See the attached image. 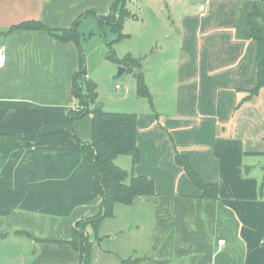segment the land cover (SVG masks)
Here are the masks:
<instances>
[{"label":"crops","instance_id":"1","mask_svg":"<svg viewBox=\"0 0 264 264\" xmlns=\"http://www.w3.org/2000/svg\"><path fill=\"white\" fill-rule=\"evenodd\" d=\"M114 1L0 0V45L6 46L0 68V264H81L71 243L78 221L90 242V264H128V258L137 264H264V88L249 93L258 78L250 25L264 41V1L248 20L259 0H142L138 11L152 15L155 3L166 4L168 23L162 36L147 35L141 14L144 37L130 53L141 59L150 96V80L170 95L155 103L152 97L151 108L137 114L139 162L118 155L114 163L152 179L155 195L126 205L147 219L121 242L114 241L118 233L99 230L104 219L97 229L88 222L101 210L92 165L63 133L76 102L78 48L46 30L12 27L40 21L59 33L85 13L79 39L92 37L86 45L97 44L96 61L88 48L83 55L86 76L98 80L102 67L111 81L118 65L104 49L115 36L98 20ZM148 31L157 34L158 28ZM156 52H167L172 64L159 66ZM130 95L122 94L116 107H127ZM71 128L89 142L90 114L74 119ZM177 152L204 182L217 184L216 198L201 197L176 163Z\"/></svg>","mask_w":264,"mask_h":264},{"label":"trees","instance_id":"2","mask_svg":"<svg viewBox=\"0 0 264 264\" xmlns=\"http://www.w3.org/2000/svg\"><path fill=\"white\" fill-rule=\"evenodd\" d=\"M264 0H259L254 5L248 16L257 14L258 4ZM126 0H115L111 7V12L106 16L99 17V23L108 24L114 34V39L107 43V59L118 66L125 67L131 71L136 79V95L145 97L151 102L149 90L145 84L144 75L140 70V59L129 54L117 57L114 54V44L127 36L123 33L122 25L127 17L133 15L129 13L125 6ZM85 13L75 19L68 28L55 30L46 27L40 21H24L12 28L46 30L50 36L59 41H72L79 51V69L74 72L72 80V92L76 98L75 106L68 111V125L63 133L74 139L78 150L87 155L92 165L94 178V191L101 198V210L99 214L87 219L97 229L102 219L113 215L116 204L130 205L138 197L151 199L155 195L154 182L145 175H129L126 170L114 163L118 155H128L132 164H136L140 159V149L136 143V120L137 114L133 112H110L104 110L97 102V85L86 76L84 67V56L80 46V37L77 33V26L81 22ZM250 23V22H249ZM252 25V24H251ZM250 25L251 37L258 44L257 65L258 78L256 86L249 91L254 94L259 88H264V41L258 31ZM246 98V97H244ZM92 105V107L86 106ZM85 114H90L91 118V139L89 142H82L73 133L71 123L74 119ZM175 161L181 166L191 182L200 190L203 198H216L218 189L216 183L204 182L190 164L188 157L182 153L175 154ZM84 223L78 221L74 230L72 244L80 253L81 264H90V242L84 233ZM128 264H137L135 259H125Z\"/></svg>","mask_w":264,"mask_h":264},{"label":"rangeland","instance_id":"3","mask_svg":"<svg viewBox=\"0 0 264 264\" xmlns=\"http://www.w3.org/2000/svg\"><path fill=\"white\" fill-rule=\"evenodd\" d=\"M134 0L131 2V0H126V7L128 8L127 10L129 11L130 14L135 13L136 15L139 16L138 20L134 18H129L125 19L124 24H127L125 30H122L123 33H127L128 35L123 38L121 41L118 42V45H114V54L117 57H123L125 54H130L132 57H134L133 54L130 52L134 50V42H136L138 46L141 44V39L144 37V35H141L143 33L144 27L143 24L141 23V14H143V18L146 21L147 27V35H154L157 37H160L161 33L165 31L167 19H168V13H167V6L163 2H158L153 5V15L149 12H147V9L144 11L139 12L138 8L141 5L142 0H139L137 3H133ZM151 6V5H150ZM134 19L135 21H132ZM151 26H154L155 28H158V33L154 34L149 32L148 30L151 28ZM103 34V33H102ZM101 34V35H102ZM100 35V36H101ZM92 37H86V40H90ZM86 40L80 39L79 43L83 52V55L85 53L86 48H88V52L90 54V58L92 61H96V52H97V44H88L86 45ZM156 40H159L162 43L161 38H156ZM96 40H93V42ZM92 42V43H93ZM149 50V49H148ZM105 55L107 56V46L104 49ZM153 58L157 60L159 63V66L161 65H167V64H172L169 60V55L167 52L164 53H159L156 52L153 55ZM141 62V59H140ZM113 63V62H112ZM111 67H114L113 64H109ZM121 66H116V70L111 78L110 81V75L108 74V71H106L104 68L99 67L96 71V76L98 80L94 81L97 85V93H98V99H100L101 105L104 107V110L110 111V112H133L138 114L139 112L148 110V108H151V103L149 100L145 97L137 96L136 95V79L133 73L129 70L124 71L120 75H117L118 68ZM156 67L153 70L156 71ZM142 72V71H141ZM144 75V72H142ZM114 77V78H113ZM145 80V77H144ZM153 81L155 80H150V85L152 90H150L153 93L154 97V103L157 100H161L166 98L168 95H170V92H160L159 87L157 85H153ZM119 84L121 87H119V91L115 89V84ZM146 86L148 85L146 80H145ZM149 86V85H148ZM147 86V88H148ZM149 89V88H148ZM168 90V87L165 88V91ZM172 90V89H171ZM169 90V91H171ZM124 92V93H123ZM131 94V102H128L125 106L127 107H116L117 104H121L120 101L118 100L121 98L122 94ZM150 93V92H149ZM151 93V94H152ZM151 97V98H152ZM97 99V102H98ZM99 103V102H98ZM100 105V104H99ZM101 106V107H102ZM87 107H92V105L86 106L85 110ZM113 108V109H111ZM117 108H129L131 110L126 111L124 109H117ZM116 109V110H114ZM124 155V154H123ZM118 204L115 205L114 207V216L113 217H106L102 221V223L99 226V230H103L104 232H107V234H110V237H112L114 234L118 233L120 236L118 239L114 240L116 243L121 242L122 239H124L127 235H130L131 233L134 232L135 228V223H142L145 224V220L147 219V216L144 217L143 214H146L145 212L139 210L135 206H126L123 204ZM121 207V208H118ZM116 209L118 212H116ZM121 226H125V229H123L122 233L120 231H117L118 228ZM112 239V238H111ZM107 243H114L110 239L108 240Z\"/></svg>","mask_w":264,"mask_h":264},{"label":"built area","instance_id":"4","mask_svg":"<svg viewBox=\"0 0 264 264\" xmlns=\"http://www.w3.org/2000/svg\"><path fill=\"white\" fill-rule=\"evenodd\" d=\"M5 50H6V46L5 45H0V68L5 63V60H6ZM115 89L118 90L119 89V86L118 85L115 86ZM219 243L222 244L223 241H220Z\"/></svg>","mask_w":264,"mask_h":264},{"label":"water","instance_id":"5","mask_svg":"<svg viewBox=\"0 0 264 264\" xmlns=\"http://www.w3.org/2000/svg\"><path fill=\"white\" fill-rule=\"evenodd\" d=\"M123 70H124V68L119 67V68H118V71H117V75L121 74Z\"/></svg>","mask_w":264,"mask_h":264}]
</instances>
